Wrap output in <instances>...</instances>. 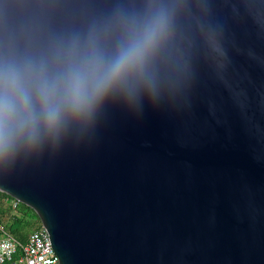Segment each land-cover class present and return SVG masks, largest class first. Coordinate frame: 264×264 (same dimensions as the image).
<instances>
[{
  "label": "water",
  "instance_id": "95a60500",
  "mask_svg": "<svg viewBox=\"0 0 264 264\" xmlns=\"http://www.w3.org/2000/svg\"><path fill=\"white\" fill-rule=\"evenodd\" d=\"M211 7L226 54L195 57L163 115L0 178L61 264H264V0Z\"/></svg>",
  "mask_w": 264,
  "mask_h": 264
},
{
  "label": "clouds",
  "instance_id": "9594fccd",
  "mask_svg": "<svg viewBox=\"0 0 264 264\" xmlns=\"http://www.w3.org/2000/svg\"><path fill=\"white\" fill-rule=\"evenodd\" d=\"M222 38L211 0H0V171L176 104Z\"/></svg>",
  "mask_w": 264,
  "mask_h": 264
},
{
  "label": "built area",
  "instance_id": "2783aa9c",
  "mask_svg": "<svg viewBox=\"0 0 264 264\" xmlns=\"http://www.w3.org/2000/svg\"><path fill=\"white\" fill-rule=\"evenodd\" d=\"M19 202L13 198L14 208ZM0 264H61V260L43 225L23 242L0 221Z\"/></svg>",
  "mask_w": 264,
  "mask_h": 264
},
{
  "label": "trees",
  "instance_id": "16d2710c",
  "mask_svg": "<svg viewBox=\"0 0 264 264\" xmlns=\"http://www.w3.org/2000/svg\"><path fill=\"white\" fill-rule=\"evenodd\" d=\"M12 200V196L0 191V221L7 230L24 242L31 232L42 226V222L34 209L21 202L14 208ZM33 224L37 225L30 231Z\"/></svg>",
  "mask_w": 264,
  "mask_h": 264
},
{
  "label": "snow or ice",
  "instance_id": "6c2138e0",
  "mask_svg": "<svg viewBox=\"0 0 264 264\" xmlns=\"http://www.w3.org/2000/svg\"><path fill=\"white\" fill-rule=\"evenodd\" d=\"M165 112H166L165 110H148L142 116L139 117H135L127 113L119 112L114 114L111 118L119 116L120 119L131 124L133 127L142 128L151 115H163ZM5 173L6 171H0V178H3Z\"/></svg>",
  "mask_w": 264,
  "mask_h": 264
},
{
  "label": "rangeland",
  "instance_id": "374dc122",
  "mask_svg": "<svg viewBox=\"0 0 264 264\" xmlns=\"http://www.w3.org/2000/svg\"><path fill=\"white\" fill-rule=\"evenodd\" d=\"M36 225H37V224H33V227H32V229L30 228L29 230H30V231H32V230H33V228H35V227H36Z\"/></svg>",
  "mask_w": 264,
  "mask_h": 264
}]
</instances>
